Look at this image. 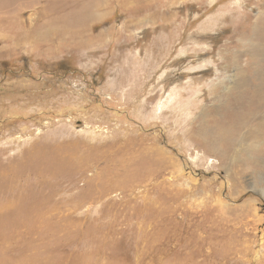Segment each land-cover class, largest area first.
<instances>
[{
    "label": "rangeland",
    "instance_id": "rangeland-1",
    "mask_svg": "<svg viewBox=\"0 0 264 264\" xmlns=\"http://www.w3.org/2000/svg\"><path fill=\"white\" fill-rule=\"evenodd\" d=\"M0 264H264V0H0Z\"/></svg>",
    "mask_w": 264,
    "mask_h": 264
},
{
    "label": "bare ground",
    "instance_id": "bare-ground-1",
    "mask_svg": "<svg viewBox=\"0 0 264 264\" xmlns=\"http://www.w3.org/2000/svg\"><path fill=\"white\" fill-rule=\"evenodd\" d=\"M59 1H60V0H59ZM72 1H74V0H72ZM54 2H55V1H54ZM76 2H77V1H76ZM82 3H83V2H82ZM82 3H81V4H82ZM84 3H85V2H84ZM84 3H83V4H84ZM57 5H58V4H57ZM70 6H73V5H70ZM62 7H63V6H62ZM80 7H81V6H80ZM63 8H64V7H63ZM75 9H77V7H75ZM75 9H74V10H75ZM84 9H85V8H84ZM79 10H80V9H79ZM82 10H83V9H82ZM58 11H60V10H58ZM80 11H81V10H80ZM81 13H82V12H81ZM78 15H79V14H78ZM52 23H53V22H52ZM52 23H50V24H52ZM58 24H59V23H58ZM59 25H60L63 29H68V28L71 26V25H61V24H59ZM70 28H71V27H70ZM70 28H69V29H70ZM68 32H71V31L68 30ZM39 34H40V33H39Z\"/></svg>",
    "mask_w": 264,
    "mask_h": 264
}]
</instances>
